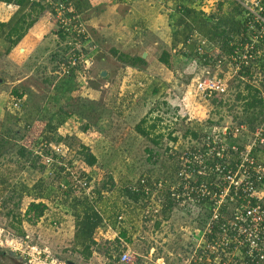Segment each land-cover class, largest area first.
Wrapping results in <instances>:
<instances>
[{
    "label": "built area",
    "instance_id": "built-area-1",
    "mask_svg": "<svg viewBox=\"0 0 264 264\" xmlns=\"http://www.w3.org/2000/svg\"><path fill=\"white\" fill-rule=\"evenodd\" d=\"M194 1L209 16L227 0ZM229 1L242 11L240 32L230 38L232 54L223 53L196 31L184 46L187 53L188 46L194 48L189 64L195 78L189 94L205 103L221 104L224 110L232 104L238 84L251 85L264 98V0ZM32 2L43 6L58 22L62 36L67 37L57 52L63 53L57 76L70 74L73 69L80 74L87 62L92 65V54L98 48L91 42L74 0ZM185 101L184 97L179 103V117L195 123L197 129H191L185 145L172 147L176 167L173 178L151 180L143 176L127 184L126 189L143 193L140 205L145 224L163 221L168 200L173 209L163 223L171 220L175 211L191 216L192 226L187 228L191 230L190 241L180 257L182 264H264V118L253 129L236 119L240 113L228 112L219 122H213L183 113ZM22 106L23 99L15 98L10 109L19 112ZM67 152L61 144L41 141L34 153L47 168L55 164L65 168L69 183L57 182V186L95 200V186L88 181L86 165L80 159L73 162L74 167L59 160H71ZM124 220L120 216L118 223ZM100 230L109 231L111 226L105 221ZM129 256L123 252L120 261L127 262Z\"/></svg>",
    "mask_w": 264,
    "mask_h": 264
},
{
    "label": "rangeland",
    "instance_id": "rangeland-1",
    "mask_svg": "<svg viewBox=\"0 0 264 264\" xmlns=\"http://www.w3.org/2000/svg\"><path fill=\"white\" fill-rule=\"evenodd\" d=\"M7 46L9 44L0 41V109L3 115L2 118L0 117V128L1 125L6 124L21 130L28 139L20 141V144L34 148L44 137L36 135L32 130H26V127L29 125L32 127L33 117L37 116V111L48 99H59L58 96L55 97L53 87L47 83L57 75L56 71L53 74L51 71L53 68L58 70V62L54 61L55 58L52 59L51 52L47 53V50L44 54L41 50L37 51L30 57L27 54L16 61V54L15 56L14 53L7 54ZM180 55L182 54L177 56L172 54L173 60L171 62L169 60L167 74L174 84L173 88L164 93L154 106L151 104L136 106L123 118L115 117V120L106 122L104 129L100 128L101 121H98L91 129L90 133L93 135L87 137L89 141H84V136L76 135L78 132L68 131L64 133L65 135L56 133L57 138L63 139V145L68 149L66 155L72 162L77 160L79 147L85 143L89 144L90 147L87 148L92 149L98 156L94 169L87 174L93 181L96 192L103 188L104 183L109 179L115 181L118 190L116 189L113 194L108 193L109 195L105 193L101 198L116 195L125 198L119 201L122 206L121 214L125 219L120 224L121 227L127 226L129 220L126 201H124L128 198L124 190L126 185L143 176L151 180H171L176 171L172 147L177 144L185 145L191 129H197L195 123L191 125L192 123H187L179 117L181 99L187 98L183 113L189 112L213 122H219L222 116L228 113L227 110L219 109L211 102L205 103L194 94H189L195 73L190 67L189 58L181 60ZM92 58L94 60V57ZM93 66V63L91 65L90 61L87 62L80 72L83 80L81 77L79 80L81 94L84 91V95L81 96L89 100H92L90 95L93 96V92H89L90 90L87 92L86 89L89 87L97 89L102 80L99 73L93 71ZM91 76L94 79H89ZM21 94L24 96L21 110L17 112L10 109V105L8 106L6 102L11 101L6 100L15 99ZM76 94L77 91L71 96ZM75 103L72 102V106ZM59 106L60 103L52 110L58 111ZM100 111L104 112L102 113L104 118L113 115L110 108H100ZM230 113L239 114L235 111ZM143 118L147 121L145 130H151L152 125L156 127L155 130H151L149 137L141 136L135 129L136 122L141 124ZM77 129L79 130L80 127ZM16 160L14 154L0 158L1 182L9 180L32 186L40 178L53 184L61 181V177H58L51 168H45L40 163L30 168L22 161ZM80 167L82 168V165ZM19 200L18 197L10 198V193L0 186V252L5 253L4 256H0V261L3 264H162V261L157 259L163 254L164 247H168L171 254L168 255V264H178L177 258L183 255L184 246L190 241L191 230L187 229L192 226L190 215L185 216L182 212L175 211L174 216L167 223H163L167 220V217L163 216V221L145 224L142 207L139 203L131 201L136 208L135 236L127 233V239L117 238L112 241L96 236L99 243H96L90 258H87L83 248L75 241L74 218L66 212L67 208L50 204L49 210L52 212L47 221L28 222L23 216L33 198L25 196L21 201ZM109 211L117 212L113 207H110ZM181 228L185 231L182 232ZM164 240H167L166 243ZM123 252H128L130 255L127 262L120 261Z\"/></svg>",
    "mask_w": 264,
    "mask_h": 264
},
{
    "label": "crops",
    "instance_id": "crops-1",
    "mask_svg": "<svg viewBox=\"0 0 264 264\" xmlns=\"http://www.w3.org/2000/svg\"><path fill=\"white\" fill-rule=\"evenodd\" d=\"M86 3L87 7H83L80 11L86 21V30L91 37V42L98 48L92 54L94 57V60H92L94 65L93 71L99 73L100 76L103 72L107 73V77L102 78L101 84L97 89L89 87L86 90L87 92L89 90V92H93V96L90 95L92 101L110 108L113 113L112 116L105 117L101 121L100 128L104 129L106 122L115 120V117L119 119L123 118L128 111L133 110L136 106L145 104L154 106L164 93L173 88L174 84L169 74H167L169 70L168 66L161 59L164 53L169 54L170 62L173 60L172 54L177 56L181 53V60L186 58L188 54L190 55V53L185 52L187 50H184V40L186 39V33H182L184 32V25H177L178 23L175 25V18H180L177 11L181 8L186 7L199 11L200 7L194 0H86ZM220 6L222 7L220 14L226 16L232 14L233 7L237 5L227 0L221 2ZM18 9L15 5L0 2V22H9ZM215 13H219V5L217 10H214L213 14ZM177 33L178 35L175 36ZM61 36L62 32L59 31L58 22H55L49 13L44 12L39 16L37 22L29 29L20 43L8 55H13L15 51H19L20 55L15 57L16 61H19L27 54L30 57L37 51L41 50L44 54L47 50V53L51 52V57L54 60L56 53L60 50V44L63 43ZM0 41L6 43L4 38H1ZM8 48L9 46H7L6 51ZM114 52H117L119 55L125 54L130 57H141L146 62V66L142 69L128 66L119 61ZM55 69L53 68L51 71L52 74L55 72ZM92 73L94 74V72ZM79 75L83 80L81 73ZM89 79L92 80L94 78L91 76ZM81 95H84V91ZM13 99L6 100L11 101L6 102L8 106L12 104ZM57 101L55 98H50L41 107L44 114L47 113L49 117H53L51 122L49 124L47 122H40L38 121L39 117L34 116L33 125L32 127L29 125V131L32 130L36 135L42 137L51 135L53 130V132L63 133V135L68 131L80 132L76 135L79 137L84 136V141H89L87 137L93 135V133H90L91 130L87 132L83 130V120L77 116L68 118L63 114H58L57 110H52L56 106L54 104ZM59 103L61 105V101ZM4 105V108H6V104ZM1 110L0 117L2 118ZM150 117H152L151 114ZM145 119L143 118L142 120ZM138 124L136 122L135 129ZM78 127H80L79 130L77 129ZM119 131L121 132V128ZM24 145L27 146V144ZM82 145L90 147L86 143ZM91 152L98 159V156L92 149ZM91 169H94V167L88 168L87 171L89 172ZM122 198L125 199L124 197H120V195H116L115 197L101 199L99 209L103 219L111 226V230L105 231V234H101L102 231L99 230L96 234L97 237L101 236L111 241L117 238L121 239L120 232L122 230L127 231L129 235H134L136 231L134 222L136 208L128 198L124 200L126 201L129 219L127 226L121 227L117 221L118 216L122 212L121 202H119ZM110 207L115 208L117 212H110ZM50 217L51 214L39 221H47ZM73 229V236L75 237V222ZM181 230L182 232L185 231L183 228ZM166 241L164 240V243ZM95 242L99 243L96 237ZM168 255H171L168 247H164L163 254L157 260H161L162 264H168ZM177 262L178 264H182L181 258H177Z\"/></svg>",
    "mask_w": 264,
    "mask_h": 264
},
{
    "label": "trees",
    "instance_id": "trees-1",
    "mask_svg": "<svg viewBox=\"0 0 264 264\" xmlns=\"http://www.w3.org/2000/svg\"><path fill=\"white\" fill-rule=\"evenodd\" d=\"M0 2L12 4L19 8L9 22H0V39L4 38L5 42L9 44V48L6 51L7 54H9L25 37L29 29H31L37 22L39 16L45 11V8L40 4L33 3L32 0H0ZM74 2L75 9L80 14V10L83 7H87L86 0H74ZM220 4L219 13L211 14L209 16H206L201 10L197 11L186 7L177 11L180 18H175V25L176 23H178L177 25H184V32H182L186 33L184 45H186L192 32L196 31L209 42L218 45L223 53L227 55L232 54L233 49L230 46V38L232 33L236 34L240 32L242 26L240 16L242 11L240 7L234 6L232 14L225 16L220 14L222 9V5L220 6ZM176 35H178V33L175 34V36ZM61 38L62 41L67 40V37L65 36H61ZM187 48H189L192 55L194 53V48L192 46H188ZM15 54L20 55L19 51H15L14 56ZM114 54L119 61L133 68L142 69L146 65V62L141 57H130L125 54L119 55L117 52H114ZM191 55L188 54L186 58H190ZM62 57L63 53L62 55L56 54V60L54 61L59 63L62 61ZM161 61L169 66V54L164 53ZM56 69L55 71H57ZM79 79V70L73 69L70 74L62 77L56 75L54 78L48 80L47 83L53 87L55 97H59V99H57L59 101L54 105L57 106L61 101V105L57 108V113L63 114L68 118L77 116L84 121L83 130L87 132L91 130L98 121L100 122L103 120L104 112H101L100 108L104 109L105 106L101 103L82 98ZM76 91L78 94H76V96H71V94ZM23 97L22 94L17 96L18 99H23ZM74 101L76 103L72 106L71 103ZM216 107L224 109L221 104ZM226 110L228 112L235 111L240 113L241 116H237L236 119L239 118L241 123H246L253 129L264 118V98L260 95V91L254 89L251 85L245 84L242 86V84H238L236 86L235 98L231 105H226ZM37 116L39 117L38 121L47 122L48 124L53 119V117H49L47 113L44 114L43 108L37 111ZM12 120L15 121L14 119ZM16 122H18V120ZM146 122V120H142L141 124H138L136 127L137 133L143 137H149L151 130L153 131L156 128L155 125H152L150 127L151 130H145L144 126ZM1 126L0 158L14 154L17 159L16 161H22L27 167L34 168L37 163L44 166L40 162V157L36 156L34 153L36 147L30 148L29 146L27 147L24 144H20V141L24 140L26 137L22 134L21 130L14 129L11 125L3 124ZM28 129H30V126L26 128V130ZM53 131L51 132V135L41 139L40 143L41 141H45L63 145V139L57 138L56 132ZM192 136L197 138L198 134L193 132ZM78 154L79 156L77 160L80 159L86 165L87 169L94 167L98 162L97 157L91 152V150L82 144L79 147ZM60 160L61 162L74 167L71 160ZM44 167L47 168L46 166ZM51 169H53V172H55L58 177H61V181L59 182L65 181L66 183H69V176L66 174V170L63 166L55 164ZM87 177L88 181H92L88 174ZM128 184H130V182ZM0 186H3L5 190L10 193V198L18 197L20 199L19 201L25 196L33 198L34 201L29 204L23 216L28 222L39 221L40 219L47 217V215L52 212L49 210L50 204L67 208V212L73 216L75 222V241L83 248V252H85L87 258H90L93 247L96 245L95 237L97 232H99L100 229H104L105 220L99 209V204L102 199L101 195L104 196L105 193H113L117 189L115 181L113 182L112 179H109L104 183L103 188L98 189L97 192L95 188L93 191L95 200H91L86 196L79 197L74 195L72 191L63 190L55 183H48L44 178H40L32 186L21 182H10L9 180L7 182L0 181ZM124 190L130 201H135L136 203H139V205L141 204L140 201L143 199L142 192L132 193L128 191L126 187ZM172 209L173 205L170 200H168L163 214L165 218ZM120 216H122V214H120L118 218ZM120 237L122 239H127V231L122 230L120 232ZM4 255V252H0V256ZM0 264L3 263L0 261Z\"/></svg>",
    "mask_w": 264,
    "mask_h": 264
},
{
    "label": "water",
    "instance_id": "water-1",
    "mask_svg": "<svg viewBox=\"0 0 264 264\" xmlns=\"http://www.w3.org/2000/svg\"><path fill=\"white\" fill-rule=\"evenodd\" d=\"M102 78H106L107 77V73L106 72H103L102 75H101ZM71 264V263H70Z\"/></svg>",
    "mask_w": 264,
    "mask_h": 264
}]
</instances>
